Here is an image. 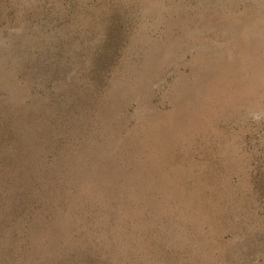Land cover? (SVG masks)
I'll return each instance as SVG.
<instances>
[{"label": "rangeland", "instance_id": "374dc122", "mask_svg": "<svg viewBox=\"0 0 264 264\" xmlns=\"http://www.w3.org/2000/svg\"><path fill=\"white\" fill-rule=\"evenodd\" d=\"M0 264H264V0H0Z\"/></svg>", "mask_w": 264, "mask_h": 264}]
</instances>
